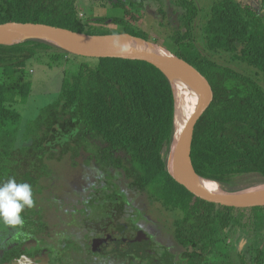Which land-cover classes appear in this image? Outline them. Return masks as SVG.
<instances>
[{
  "label": "trees",
  "instance_id": "trees-1",
  "mask_svg": "<svg viewBox=\"0 0 264 264\" xmlns=\"http://www.w3.org/2000/svg\"><path fill=\"white\" fill-rule=\"evenodd\" d=\"M81 1L0 0V24L39 23L150 41L134 24L148 0H96L95 7L118 10L100 17L82 11L81 4H88ZM169 5L175 19L162 1L157 10L167 34L163 47L197 69L214 93L194 130L191 157L197 174L228 191L264 183V0L257 7L245 0H210L206 8L196 0H169ZM32 61L63 67L64 78L58 98L21 133L17 106L32 93ZM174 134L172 85L153 65L74 56L38 40L0 45V183L11 177L27 182L36 201L17 228L31 237L47 232L37 196L50 176L48 162L76 158L84 150L106 175L121 171L131 190L170 216L168 230L193 249L194 258L226 256L229 242L243 234L247 250L224 264H264V207L207 202L178 184L167 171ZM248 176L255 178L238 180Z\"/></svg>",
  "mask_w": 264,
  "mask_h": 264
},
{
  "label": "rangeland",
  "instance_id": "rangeland-1",
  "mask_svg": "<svg viewBox=\"0 0 264 264\" xmlns=\"http://www.w3.org/2000/svg\"><path fill=\"white\" fill-rule=\"evenodd\" d=\"M84 1L88 5L81 4L80 8L87 15L100 17L118 13V10L110 7H95L96 0ZM161 1L167 5L169 16L174 17V8L169 5V0H148L142 11L141 21L133 23L149 35L150 42L163 47L162 43L165 42L167 34L159 26L161 18L157 10ZM245 1L254 7L261 2ZM196 2L200 8H206L210 0ZM80 3L83 2L80 0ZM40 60L48 61V58ZM28 69L32 93L25 104L17 106L23 118L21 133H24L28 122L35 119L42 108L58 98L64 78L63 67L51 68L41 62L32 61ZM23 144L20 139L18 145ZM48 165L50 176L42 180L41 191L37 196V207L48 225L47 234L35 236L33 242V238L19 228H9L0 223V264H53L51 253L35 249L34 243L39 247L49 245L58 253L61 247L66 248L69 241L80 251V256L75 259L69 257L64 264H78L82 258L93 260L94 256L90 254L94 250L92 235L98 234L104 242L105 239L111 242L109 235L113 234L116 224L129 227L133 225L137 228L140 226L144 233L153 238L154 245L176 248L168 230L172 218L152 208L145 196L131 190L129 181L121 171L111 169V176L106 175L98 163L91 159L90 152L84 150L76 158L68 155L60 161H49ZM253 178L255 177H240L238 180L247 181ZM123 200L125 203H122ZM89 219L97 220L96 224L88 226L85 221ZM100 223L105 224L97 225ZM247 246L245 235L239 234L236 240L229 243L228 254L221 257V262L237 261V253L245 252Z\"/></svg>",
  "mask_w": 264,
  "mask_h": 264
},
{
  "label": "water",
  "instance_id": "water-1",
  "mask_svg": "<svg viewBox=\"0 0 264 264\" xmlns=\"http://www.w3.org/2000/svg\"><path fill=\"white\" fill-rule=\"evenodd\" d=\"M18 37L15 43L10 39ZM29 40L50 44L68 54L85 58H116L149 63L160 70L170 81L177 99L175 83L184 82L200 96V106L175 134L167 157L168 174L195 197L207 202L235 208L264 207V183L237 191H228L212 180L199 176L192 162L194 130L201 116L211 105L214 93L209 81L187 61L168 49L129 34L90 35L39 23L9 22L0 24V45H16ZM137 42L147 47L135 48ZM204 181L220 186L212 192L203 185Z\"/></svg>",
  "mask_w": 264,
  "mask_h": 264
},
{
  "label": "flooded vegetation",
  "instance_id": "flooded-vegetation-1",
  "mask_svg": "<svg viewBox=\"0 0 264 264\" xmlns=\"http://www.w3.org/2000/svg\"><path fill=\"white\" fill-rule=\"evenodd\" d=\"M96 221L89 219L85 222H88V226H93L96 224ZM172 222L173 221H171L170 228ZM104 224L100 223L97 225L103 226ZM100 229L103 230L104 228ZM91 231H93V228H91ZM112 233L113 234L109 235V238L112 239L111 242H107L104 238L107 234L103 236L105 242L101 239L100 235H92L91 242L94 244V250L90 251V254L94 256L93 260L92 258H89V260L82 258L78 264H224L225 262H221L220 255L214 254L211 257L206 256L202 261H200V258H194L195 254L193 249H186L183 247L171 232L170 234L176 247H172L173 250L157 244L154 245L155 241L153 238L148 236L147 233H144L140 226L137 228L133 225L132 227H129L124 224H116L113 227ZM43 234H47V232L40 233V235ZM38 235L39 234L35 236ZM35 236L32 237L33 242ZM231 242L232 241L229 243ZM34 246L35 249L42 250V252H50L53 264H64L65 259L69 257L75 259L77 256H80V251L77 247H73V244L66 246V248L61 247L58 253H55L54 249L49 245L39 247L34 243ZM197 254L201 255L202 252L199 251ZM238 254L239 253H237V256Z\"/></svg>",
  "mask_w": 264,
  "mask_h": 264
},
{
  "label": "clouds",
  "instance_id": "clouds-1",
  "mask_svg": "<svg viewBox=\"0 0 264 264\" xmlns=\"http://www.w3.org/2000/svg\"><path fill=\"white\" fill-rule=\"evenodd\" d=\"M33 188L27 182H17L15 177L0 183V223L9 228L22 226V213L35 207Z\"/></svg>",
  "mask_w": 264,
  "mask_h": 264
},
{
  "label": "bare ground",
  "instance_id": "bare-ground-1",
  "mask_svg": "<svg viewBox=\"0 0 264 264\" xmlns=\"http://www.w3.org/2000/svg\"><path fill=\"white\" fill-rule=\"evenodd\" d=\"M18 40V37H13L9 42L15 43ZM132 45L135 48L147 47L146 45L144 46L137 42H133ZM175 94L177 99L175 124L177 131H179L187 122L191 114L200 106V96L191 88V86L189 87L187 83L182 81L175 83ZM203 185L206 189L212 192H218L220 190V186L215 182L204 181Z\"/></svg>",
  "mask_w": 264,
  "mask_h": 264
}]
</instances>
